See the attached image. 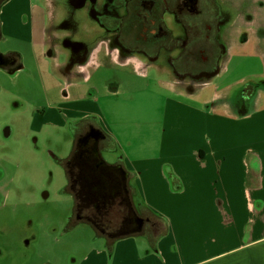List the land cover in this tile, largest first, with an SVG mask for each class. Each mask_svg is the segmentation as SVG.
Returning a JSON list of instances; mask_svg holds the SVG:
<instances>
[{
	"label": "flooded vegetation",
	"instance_id": "flooded-vegetation-1",
	"mask_svg": "<svg viewBox=\"0 0 264 264\" xmlns=\"http://www.w3.org/2000/svg\"><path fill=\"white\" fill-rule=\"evenodd\" d=\"M41 1L47 22L43 41L45 74L64 89V79L74 84L88 80L83 66L103 52L115 55L135 71L155 74L170 89L193 92L218 82L235 44L258 39L264 42V0ZM250 28L257 29L251 32ZM7 56V66L0 69L8 73L21 66L22 56L15 52ZM246 81L249 84L242 82L243 88L229 100L242 115L251 111L245 105L252 104L264 89V76H252ZM72 119L67 125L71 152L55 160L63 162L66 171L56 194L47 181L41 183L38 192L19 196L17 181L3 171L0 157V264L34 262L36 248L32 243L41 227L48 223L66 233L75 216L77 221L89 223L99 238L112 243L133 229L136 237L154 245L165 226L142 203L131 178L126 186L120 184L117 168L124 163L108 136L102 133L98 140H84L96 129L94 121ZM4 130L3 136L10 137V128ZM106 155L113 159H106ZM12 189L14 195L10 196ZM54 196L72 205L65 210L69 214L64 218L58 219V212L53 211ZM136 215L141 219L140 227ZM68 261L78 264L80 259Z\"/></svg>",
	"mask_w": 264,
	"mask_h": 264
},
{
	"label": "crops",
	"instance_id": "crops-1",
	"mask_svg": "<svg viewBox=\"0 0 264 264\" xmlns=\"http://www.w3.org/2000/svg\"><path fill=\"white\" fill-rule=\"evenodd\" d=\"M42 11L39 29L44 41L46 9ZM42 38L38 32L40 69L41 62L47 64ZM251 42L257 51L247 58L254 56L264 64V53L260 54L264 42L238 43ZM231 59L221 77L229 73ZM83 70L89 79L77 84L64 79L65 89L50 79L56 88L46 90L53 99L41 117L49 125L63 127L74 121L72 117L91 118L120 153L125 167L120 166L130 173L142 203L165 222L154 245L148 242L141 248L133 229L117 239L112 247L117 264H264V89L257 93L253 110L242 115L229 100L235 92L231 87L245 77L236 76L211 95L204 88L187 95L160 84L167 102L159 148L133 149L125 134L130 122L123 118L131 105L120 96L136 89L157 91L149 84L152 73L135 71L103 52ZM249 74L264 76L260 71ZM225 87L230 94L222 92ZM201 90L204 96L198 94ZM101 98L109 103L101 105ZM247 157L253 164L250 169ZM169 174L177 180H170ZM87 258L86 254L82 259Z\"/></svg>",
	"mask_w": 264,
	"mask_h": 264
},
{
	"label": "rangeland",
	"instance_id": "rangeland-1",
	"mask_svg": "<svg viewBox=\"0 0 264 264\" xmlns=\"http://www.w3.org/2000/svg\"><path fill=\"white\" fill-rule=\"evenodd\" d=\"M43 7L41 0H8L0 11L4 36L0 42V50L4 54L19 52L24 65V68L14 75L0 69V131L3 130V133L0 132V157L3 171L8 173V176L12 175L17 181L19 196L38 192L41 183L47 181L52 192L56 194L58 186L64 183L66 171L63 162L55 163V160L64 159L72 149L69 128L49 125L40 115L50 104L49 100L53 99L51 95L50 98L48 97L46 90L51 91L52 88H56L55 83L44 73L46 63H40L41 70L38 64L40 56L37 59L36 55L39 48L38 32L40 39L42 38L39 17L43 14ZM42 27H46V23ZM256 29L250 28L249 31L254 32ZM254 51L257 50L253 47V42L247 46L235 44L228 66L229 73L220 76V82L204 87L207 93L214 94L219 85L226 86L227 83H232V80L237 79L236 76L245 77L243 82L247 85L249 81L245 82V80L253 76L249 74L250 72H264V64L261 61L254 56L247 58L248 55H253ZM151 77L149 84L153 88L157 86L160 95L157 94L156 89L154 91L136 89L129 96H120L131 105L126 108L123 118L126 122H130L126 126L125 134L133 149L143 146L148 150L159 148L163 110L167 102V95L162 94L159 85H167L163 81L156 80L155 74L152 73ZM240 84L231 87L235 90L231 100L243 88ZM131 87H133L132 83ZM205 90H201L198 94L202 93L204 96ZM228 90L230 89L225 87L222 92L230 94ZM181 93L189 94L183 91ZM55 98L57 99L58 96L55 95ZM238 101L240 102L241 99ZM104 103H109L108 99L101 98L100 104L104 105ZM255 105L254 100L252 104L247 103L245 108L253 110ZM6 127L11 130L8 138L3 136ZM52 154L56 157L52 158ZM106 159L112 160L113 157L106 155ZM13 195L14 189L10 191V196ZM67 197L70 198L68 193ZM52 206L53 211L59 214L57 218L61 219L69 214V211L65 210H69L72 205L63 197L54 196ZM20 211L22 212L21 209ZM63 232V229H53V226L45 223L32 243L36 248L34 262L29 261L25 264H69V259L76 258L80 259L78 264H117L112 251L114 243L99 238L89 223L77 221L75 216L66 233ZM136 239L141 248L149 245L145 238L138 236ZM84 251L87 252V259H81L86 255Z\"/></svg>",
	"mask_w": 264,
	"mask_h": 264
},
{
	"label": "water",
	"instance_id": "water-1",
	"mask_svg": "<svg viewBox=\"0 0 264 264\" xmlns=\"http://www.w3.org/2000/svg\"><path fill=\"white\" fill-rule=\"evenodd\" d=\"M7 1H8V0H5L4 2H0V11H1V8H2L3 4H4L5 2H7ZM3 39H4V36H3V33H2V24H1V21H0V42H1V40H3ZM7 59H8L7 54L2 53L1 50H0V68H1V67H5V66H7V65H6V60H7ZM23 68H24V65H23V63H22L21 66L15 68V69H13V70H10L8 73L14 75L16 72L22 70ZM102 133H103V132L101 131V129H99V128L96 127L95 130H92L89 134H87V136L84 138V140H85L86 138H88V137H90V138H94V137H96V139L98 140V139L101 137V134H102ZM97 140H96V142H97ZM96 142H95V143H96ZM121 169H122V170H121ZM123 171H124V172H123ZM117 173H118V180H119L120 184H121L122 186H126V184H127V182H128V178L130 177V173H128L126 170H124L122 166H120V168H117ZM120 175L122 176V179L120 178ZM123 175H124V176H123ZM126 195H127V193H126V191H125V196H126ZM126 198H127V196H126ZM136 217H137L136 220H137V222H138L137 224H138V226L140 227V226L142 225L141 219H140V217H138L137 215H136Z\"/></svg>",
	"mask_w": 264,
	"mask_h": 264
},
{
	"label": "trees",
	"instance_id": "trees-1",
	"mask_svg": "<svg viewBox=\"0 0 264 264\" xmlns=\"http://www.w3.org/2000/svg\"><path fill=\"white\" fill-rule=\"evenodd\" d=\"M5 1V0H4ZM3 1V2H4ZM15 53H17L19 56H21V54L19 53V52H15ZM247 161H248V164H249V169H250V167L251 166H253V164L251 163V161H250V158L249 157H247ZM167 169H169V168H167ZM170 171V170H169ZM256 171V170H255ZM257 172V171H256ZM257 173H260V172H257ZM169 178H170V180H177V178L173 175V174H169ZM259 187L261 186V179H259V185H258ZM260 209H261V207H260Z\"/></svg>",
	"mask_w": 264,
	"mask_h": 264
}]
</instances>
